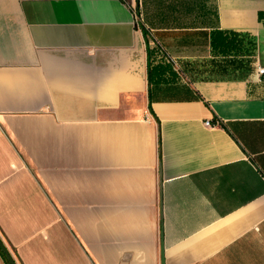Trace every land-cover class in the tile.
I'll return each mask as SVG.
<instances>
[{
	"label": "crops",
	"instance_id": "crops-1",
	"mask_svg": "<svg viewBox=\"0 0 264 264\" xmlns=\"http://www.w3.org/2000/svg\"><path fill=\"white\" fill-rule=\"evenodd\" d=\"M258 66L264 0H0L17 263L264 264Z\"/></svg>",
	"mask_w": 264,
	"mask_h": 264
},
{
	"label": "trees",
	"instance_id": "trees-1",
	"mask_svg": "<svg viewBox=\"0 0 264 264\" xmlns=\"http://www.w3.org/2000/svg\"><path fill=\"white\" fill-rule=\"evenodd\" d=\"M213 44H214V47L216 48H220V50H228L229 46H232V47H236V42H235V38H231L228 40V38L225 36V34L223 33H214L213 35ZM170 70L169 67H166V66H163V65H160L156 68H152L149 70V80L150 82L153 80L154 78V75L157 77L160 76V75H165L168 73V71ZM0 252L2 253L3 257H5V254L2 252L1 248H0Z\"/></svg>",
	"mask_w": 264,
	"mask_h": 264
},
{
	"label": "water",
	"instance_id": "water-1",
	"mask_svg": "<svg viewBox=\"0 0 264 264\" xmlns=\"http://www.w3.org/2000/svg\"><path fill=\"white\" fill-rule=\"evenodd\" d=\"M0 248L2 249L3 253L6 255L10 264H18L14 256L12 255L9 248L6 246L5 242L3 241L2 237L0 236Z\"/></svg>",
	"mask_w": 264,
	"mask_h": 264
},
{
	"label": "built area",
	"instance_id": "built-area-1",
	"mask_svg": "<svg viewBox=\"0 0 264 264\" xmlns=\"http://www.w3.org/2000/svg\"><path fill=\"white\" fill-rule=\"evenodd\" d=\"M257 73H258L259 77H264V67L263 66H258ZM206 126L211 127L212 126V122L211 121H207L206 122Z\"/></svg>",
	"mask_w": 264,
	"mask_h": 264
},
{
	"label": "flooded vegetation",
	"instance_id": "flooded-vegetation-1",
	"mask_svg": "<svg viewBox=\"0 0 264 264\" xmlns=\"http://www.w3.org/2000/svg\"><path fill=\"white\" fill-rule=\"evenodd\" d=\"M1 250H2V249H1ZM2 252H3V251H2ZM0 257L2 258V260L4 261L5 264H10V262L8 261L6 255H5L6 258H4L1 252H0Z\"/></svg>",
	"mask_w": 264,
	"mask_h": 264
},
{
	"label": "rangeland",
	"instance_id": "rangeland-1",
	"mask_svg": "<svg viewBox=\"0 0 264 264\" xmlns=\"http://www.w3.org/2000/svg\"><path fill=\"white\" fill-rule=\"evenodd\" d=\"M138 19H139V23H140V25H142V23H143V22H142V16L140 15Z\"/></svg>",
	"mask_w": 264,
	"mask_h": 264
}]
</instances>
